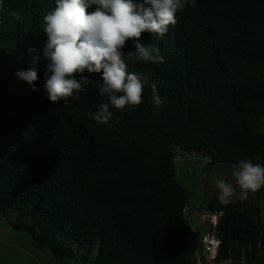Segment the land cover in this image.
Returning <instances> with one entry per match:
<instances>
[{
    "label": "trees",
    "instance_id": "1",
    "mask_svg": "<svg viewBox=\"0 0 264 264\" xmlns=\"http://www.w3.org/2000/svg\"><path fill=\"white\" fill-rule=\"evenodd\" d=\"M54 7L3 0L0 10V215L55 259L82 252L90 264H197L202 236L187 221L192 202L177 161L203 159V171L223 170L230 182L240 160L264 164V0H195L163 38L143 34L164 61L127 60L130 72L149 76L143 102L109 105L106 124L93 118L108 103L102 73H84L78 99L49 100L43 17ZM124 51H134L131 41ZM33 56L36 91L15 75ZM254 193L225 205L216 192L202 205L221 213L215 264H263Z\"/></svg>",
    "mask_w": 264,
    "mask_h": 264
},
{
    "label": "clouds",
    "instance_id": "2",
    "mask_svg": "<svg viewBox=\"0 0 264 264\" xmlns=\"http://www.w3.org/2000/svg\"><path fill=\"white\" fill-rule=\"evenodd\" d=\"M195 0H55L54 9L43 17V30L48 39L44 58L48 64L45 89L51 102L78 99L86 91L90 74L102 73L98 92L107 96L108 103H101L94 119L101 124L109 122L112 112L109 105L123 110L143 102L149 76L128 70L127 60L133 63L164 61L160 50L141 42L143 34L163 38L169 26L177 23L176 14ZM3 0H0V10ZM16 20L20 12H12ZM131 41L134 51L125 53ZM29 53L35 49L28 48ZM39 57L33 56L32 67L15 73L36 91ZM153 102L162 103L156 94V84L151 83ZM233 180L215 182L218 199L228 205L237 199H246L249 193L264 188V164L251 159L240 160L231 173Z\"/></svg>",
    "mask_w": 264,
    "mask_h": 264
},
{
    "label": "rangeland",
    "instance_id": "3",
    "mask_svg": "<svg viewBox=\"0 0 264 264\" xmlns=\"http://www.w3.org/2000/svg\"><path fill=\"white\" fill-rule=\"evenodd\" d=\"M205 165L206 161L203 159L180 158L177 161V173L181 182L188 188L190 193L191 211L193 212V215L191 214L192 218L189 216L191 226L195 227V231L199 232L202 237L205 235L211 237L214 236V231L209 221L204 219L202 222L201 220L207 214L202 211V205L217 192L215 182L224 178V171L211 169L206 172L205 170L203 171ZM251 196L254 198V203L259 207L264 218V193L260 196H256L254 193ZM194 209H199L200 212L196 213ZM5 225L7 226L8 224L0 215V264H90L82 258V252H80V256H76L72 260L55 259L48 250L39 248L24 232L9 230L11 231L10 233H13L9 234L5 230ZM212 242H216V239ZM200 246V252L196 258L197 264H214L215 255L207 252L202 244Z\"/></svg>",
    "mask_w": 264,
    "mask_h": 264
},
{
    "label": "built area",
    "instance_id": "4",
    "mask_svg": "<svg viewBox=\"0 0 264 264\" xmlns=\"http://www.w3.org/2000/svg\"><path fill=\"white\" fill-rule=\"evenodd\" d=\"M263 132H264V127H263ZM221 216V213H213V214H209L207 213L201 220L202 222L204 221V219H207L213 229V231H215V228L217 226L218 220ZM188 222H190V219H187ZM192 230L195 231V227H192ZM215 233L214 236H209V235H205L201 238V244L203 245V248H205V250L207 252H210V254L212 255H216V251L218 249V244L219 242L216 239V242H212L213 240H215ZM199 263V261H198Z\"/></svg>",
    "mask_w": 264,
    "mask_h": 264
},
{
    "label": "crops",
    "instance_id": "5",
    "mask_svg": "<svg viewBox=\"0 0 264 264\" xmlns=\"http://www.w3.org/2000/svg\"><path fill=\"white\" fill-rule=\"evenodd\" d=\"M5 230H7V232H9V234H13V233H10L11 231H9V230H12V229H10L9 227H8V225L6 226L5 225ZM14 231V230H13ZM15 232V231H14ZM16 232H19V231H16ZM14 234H19V233H14ZM21 236V235H20ZM52 256V255H51ZM215 264V263H214Z\"/></svg>",
    "mask_w": 264,
    "mask_h": 264
}]
</instances>
